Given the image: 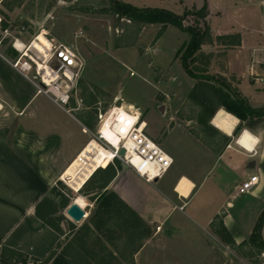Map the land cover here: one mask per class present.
Returning <instances> with one entry per match:
<instances>
[{
  "label": "rangeland",
  "instance_id": "obj_1",
  "mask_svg": "<svg viewBox=\"0 0 264 264\" xmlns=\"http://www.w3.org/2000/svg\"><path fill=\"white\" fill-rule=\"evenodd\" d=\"M119 1L141 9H164L176 15H182L186 9L196 4V0ZM109 9L110 0H0V17L8 31L6 34L2 25L0 26L1 48L6 52L15 51V39L28 47L38 35L46 32L48 42L73 49L84 65L81 78L71 96L70 105L74 109L72 114L78 119L88 116L87 121L91 125L85 124L92 133L97 126V110L106 111L117 99L119 102L116 104L132 106L141 113L142 120L146 123V134L174 161L163 180L157 184L151 183L154 187L139 180H130L128 183L131 190H137L138 194L146 195L149 199L145 202L143 200L141 204L145 212L152 215L154 229L155 224H159L164 216L161 208L163 202L158 193L160 190L163 192L162 185L175 174L199 175L206 168L203 164L207 158L205 149L213 148L210 140L220 136L221 132L210 124L218 133H206L196 120L200 108L187 100L196 81L184 72L177 53L189 41V35L173 26L162 31L161 25L140 27L127 20H121L118 25L116 17L105 12ZM230 14L235 15L231 11ZM214 28L217 31L228 28L238 30L237 24H233L228 18L214 23ZM214 50L218 54L213 58ZM221 50L222 39L212 38L209 32L193 67L203 69L211 76L224 77V61L228 57L223 58ZM18 56L17 53L16 57ZM211 60L214 63L210 66ZM226 73L224 78L233 90L241 94L237 87L239 82L236 81L238 74L230 76L228 69ZM261 73L262 81L259 78L254 83H249L248 76L243 77L242 90L250 96L254 108L264 106V72ZM70 130L72 133H79L84 143L92 138V133L81 134L76 124ZM241 133L234 136V139H238ZM248 165L249 163L246 167ZM112 166L118 170H131L120 161H115ZM61 183L57 191L68 199L69 206L78 195L88 204L85 208L88 217L80 223H73L67 218L69 206L56 212L57 218L63 216L65 220L60 222L56 218L52 221L53 224L70 234L71 230L76 231L88 222L95 210L94 199L99 191L88 196V192L97 186L89 184L76 194ZM192 187V183L183 178L177 192L181 197H188ZM215 192L210 180L203 191H196L192 203L184 212L175 209L166 225V228L175 227V232L163 233L153 238L142 251L139 264H264V252L250 246V237L238 248H232L214 234L221 223L218 219L210 226L205 225L207 216H213L220 208L218 199H215L216 202L207 200L212 199L210 195ZM230 202L231 207L225 210L234 217L238 211L245 212L239 222L244 234L252 233L260 219H256L259 205L253 204L248 194ZM164 209L171 211L172 206ZM195 211H200V217ZM254 217L256 220L251 223Z\"/></svg>",
  "mask_w": 264,
  "mask_h": 264
},
{
  "label": "crops",
  "instance_id": "obj_2",
  "mask_svg": "<svg viewBox=\"0 0 264 264\" xmlns=\"http://www.w3.org/2000/svg\"><path fill=\"white\" fill-rule=\"evenodd\" d=\"M217 1L196 0L194 5L200 8L206 4L210 35L215 39L222 38L220 52L223 58L228 57L224 61L223 76H227L226 69L230 76L238 74L237 87L242 98L252 107L250 96L242 90V82L245 76L249 77V83H254L259 78L262 81L264 0ZM230 11L235 15H231ZM222 18H228L233 24H237L238 30L228 28L217 31L214 23ZM212 52L214 58L218 51ZM17 58L13 52L4 51L0 45V248L5 246L31 258L45 260L63 242L66 235L59 234L43 223L36 216V208L89 142L84 143L79 133H72L71 127L76 124L83 135H88L84 131L88 128L83 119L73 116L74 109L71 105L73 111L69 114L48 97L38 94L32 82L14 68L13 63ZM213 63L211 60L210 66ZM229 82L231 83V79ZM234 118L237 123L231 135L221 133L210 140L213 148L205 149L207 158L203 164L206 168L199 175L175 174L162 185L163 192L160 190L158 193L163 202L161 208L164 216L159 224H155L154 229L152 215L145 212L141 204L143 200L145 202L149 199L146 195L138 194L137 190H131L128 183L130 180H139L149 186L154 185L146 183L133 171L122 168L118 170L114 167V173L109 176L105 171L111 166L110 163H104L86 183L84 188L89 184L97 185L88 192V196H93L92 193L100 187H104L102 192L116 193L151 229L150 237L139 239L141 247L132 256L133 264H139L142 251L153 238L163 233L175 232V227L166 228L173 211L178 209L184 212L192 203L196 191H203L210 180L216 192L215 195H210L212 199L207 200L216 202L215 199H218L220 208L213 216H207L205 225L210 226L218 219L237 246L250 237L252 233L244 234L239 222L245 212L238 211L236 218L225 209L231 207L230 201L242 196L237 194L239 185L250 177L257 176L258 183L248 195L253 204L259 205L256 219L264 212V123L262 126L243 129L258 140L253 151H250L240 147L236 143L237 139H234L233 133L240 125V121ZM252 161L255 163L254 168L246 167ZM163 177L154 184L163 180ZM183 178L193 186L188 197H181L177 192ZM166 206H172V210L164 209ZM195 212L200 217V211ZM256 219L254 217L251 223ZM261 238L264 240V224Z\"/></svg>",
  "mask_w": 264,
  "mask_h": 264
},
{
  "label": "trees",
  "instance_id": "obj_3",
  "mask_svg": "<svg viewBox=\"0 0 264 264\" xmlns=\"http://www.w3.org/2000/svg\"><path fill=\"white\" fill-rule=\"evenodd\" d=\"M105 12L115 16L118 25L121 20H127L140 27L161 25L162 31L168 26H173L189 35V41L177 53V58L187 76L196 81L187 100L200 108L196 120L206 133H218L210 125V121L220 109L240 121L233 136H237L243 129L262 126L264 107L257 109L251 107L239 92L232 89L224 77L211 76L207 71L193 67L210 32L206 20L208 16L206 4L200 8L193 6L186 9L182 15H176L164 9H141L119 0H110V9ZM3 25L4 23L3 30H7V25ZM11 52L14 56L17 55L15 51ZM81 118L84 123H89L88 116ZM105 172L111 176L114 173V166H109ZM61 185L59 181L40 202L36 208V216L59 234L66 235L63 242L45 260L31 258L3 246L0 248V264H133L132 256L141 247L139 239L150 237L151 229L116 193L102 192L104 187H100L95 197V210L89 216L88 222L80 229L71 230L70 234H66L52 222L57 218L56 212L63 211L70 204L68 199L57 191ZM57 220L61 222L65 218L62 216ZM263 223L264 213L249 238L250 246L260 252H264V240L261 238ZM215 234L227 246L239 247L222 223L218 225Z\"/></svg>",
  "mask_w": 264,
  "mask_h": 264
},
{
  "label": "built area",
  "instance_id": "obj_4",
  "mask_svg": "<svg viewBox=\"0 0 264 264\" xmlns=\"http://www.w3.org/2000/svg\"><path fill=\"white\" fill-rule=\"evenodd\" d=\"M1 25L2 19L0 17ZM4 32L8 34V31L5 30ZM18 41V39H15L13 42V49L19 54L13 63L14 68L18 69L26 79L32 82L38 94L48 97L56 105L71 114L73 111L70 107L72 92L81 78L84 65L80 56L65 45L50 42L49 56L47 59H43L40 54H32L31 51H28L30 45L27 47L23 44L26 47L24 51L16 50L15 45ZM40 64L47 67L57 78L51 85L46 83V71L43 72L39 69ZM54 65L57 68H54ZM117 102H119V99L115 100L114 104L106 111L97 110L96 130L92 133L84 129L85 133H92V138L75 160L80 158L84 164H87L89 158L81 156L87 146L91 142H95L103 150L113 153L114 157L111 159V165L115 161L122 162L146 183H153L161 179L172 168L173 159L146 134V123L142 120L141 113L132 106L118 105ZM128 118L134 119V122L130 123ZM125 128H128L127 131H124ZM104 129L109 130L119 140L116 145L107 138ZM121 150H125L123 156H120ZM60 181L65 184L62 181V176ZM257 183V176L250 177L239 185L237 194L245 195L252 192Z\"/></svg>",
  "mask_w": 264,
  "mask_h": 264
},
{
  "label": "bare ground",
  "instance_id": "obj_5",
  "mask_svg": "<svg viewBox=\"0 0 264 264\" xmlns=\"http://www.w3.org/2000/svg\"><path fill=\"white\" fill-rule=\"evenodd\" d=\"M46 32H42L40 35L36 37V39L31 43L28 51H33L37 54H40L43 59H47L49 56V51L51 49V44L45 37ZM26 47H24L23 43L18 41L16 42L15 49L19 51H24ZM44 65L40 64L39 69L45 73V81L48 85L55 82L57 78L55 75L51 73V71L47 67H43ZM125 116V115H124ZM130 123L134 122V119L128 118ZM212 125L221 133L226 135H231L236 122V119L231 116L229 113L220 109L214 118L212 119ZM128 128H125L124 131H127ZM105 130V134L110 141L116 145L119 140L113 136V134L107 129ZM240 147L253 151L254 147L258 143L257 138L250 133L249 131H243L236 142ZM81 157H88L89 162L84 164L82 159L78 158L75 160L70 167L65 171L62 175V181L71 188L76 194H79L80 191L84 188L86 183L90 180V178L94 175L98 169L102 167L104 163H110L111 159L114 157L113 153L110 151H105L101 147L98 146L97 143L91 142L86 150L83 152ZM75 203L81 208L85 209L88 204L82 196H77L75 198Z\"/></svg>",
  "mask_w": 264,
  "mask_h": 264
},
{
  "label": "water",
  "instance_id": "obj_6",
  "mask_svg": "<svg viewBox=\"0 0 264 264\" xmlns=\"http://www.w3.org/2000/svg\"><path fill=\"white\" fill-rule=\"evenodd\" d=\"M54 68H57L56 65H54ZM125 154V150L120 151V156H123ZM254 162H250L248 167L249 168H254ZM66 216L67 218L73 222V223H80L82 222L85 218L88 217L87 213L85 212L84 209H81L75 202H73L67 209L66 211ZM66 226V224H64Z\"/></svg>",
  "mask_w": 264,
  "mask_h": 264
}]
</instances>
